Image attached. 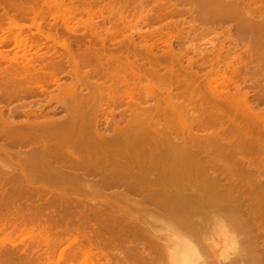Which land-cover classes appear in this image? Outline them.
Returning a JSON list of instances; mask_svg holds the SVG:
<instances>
[{"label": "rangeland", "instance_id": "rangeland-1", "mask_svg": "<svg viewBox=\"0 0 264 264\" xmlns=\"http://www.w3.org/2000/svg\"><path fill=\"white\" fill-rule=\"evenodd\" d=\"M20 1H17L20 5L22 4V7L18 6L19 10L21 8L22 13L25 12L22 14L20 10L21 15L19 16L22 17L17 18L13 11V14L9 12L12 16L11 20L5 17L6 21L4 22L5 18H0V63L3 62V56L11 57L14 61L16 58H18L17 60L21 58V65H25H18V69L20 72H26L27 70L32 72V80L29 84L17 83V85H26L33 92L41 89L44 94L39 92L35 96L36 98L25 97L26 101L24 99L22 102L1 101L0 106L7 108L6 112L3 108L0 111V114L4 111L1 114V118L4 116V120H6V116H9L7 115L8 111L12 110L11 113L15 116L16 123L23 121L25 120L23 111L29 109L36 114L43 111L42 114L47 115V117L62 119L66 116L65 106L67 105L65 104H68L72 99L70 97L74 94V91L86 95L90 90L101 98H105L107 95L120 94L124 91V88L119 87V83L124 81V74L130 72L128 71L129 66L119 65L112 60L124 61L127 57L132 60L135 54L140 59L139 63L147 61L145 69L154 71L150 73L152 76L155 74L156 77L159 73L162 74L167 71V69H164L167 67L163 68V64L166 65L170 61L175 62V64L173 63L175 75L179 73L177 75H180V77L189 76L196 71L200 75H206L212 70V74H214V68L215 73L219 72L218 69L220 68V74H224L227 69L228 71L225 74H229L231 73L229 71H232L234 67H244L243 69L236 68L239 70L237 71V73L240 72L239 74L234 72L235 69L232 71L233 75L235 73L237 76H241L234 75L237 78L236 82L239 83L243 77L246 79L245 82L242 79L239 83L240 86L243 83L244 88L240 89L242 86L239 88L240 93L243 90L246 93L248 91L247 94H251V98L247 95V101L250 100L248 102L251 103L249 106L253 104L251 107L254 110L257 109V113L264 109V88H262L264 86V36L261 37L264 34L258 35L257 33L258 36H256V33L250 34L247 32L243 35L240 30L246 25L244 24L242 27L243 23H240V19L238 22L241 24V29L236 20H219L218 16L221 13L223 14L224 10L218 8L220 6L217 3L218 0H216V5L214 0ZM5 2L7 3V1ZM1 3L2 6L3 3ZM5 7H0V16L2 17ZM5 9L8 10L7 7ZM29 9L31 12L36 10L37 13H41L37 14L35 12L37 16L32 15ZM28 10L31 13L30 16H26L30 14ZM72 11L74 15H72ZM69 14L73 18L66 17L70 16ZM63 16L70 18L67 23H70L71 30L67 28L69 26L66 24L68 19ZM36 24L38 28H41L40 30L37 29ZM12 25L15 27H12ZM18 25L23 26L22 30L18 29ZM238 29L240 30L238 31ZM261 32L263 33L264 29ZM258 37H261V41ZM28 38L32 39L31 42H33L32 44L35 43L36 48L30 45L28 47L30 49H28L27 46L23 45V41L25 39L28 41ZM251 39H254L255 44ZM257 40L261 46L257 43ZM250 41L253 46H251ZM151 43L156 46L151 53H147L150 51L142 49V46H146V44L150 46ZM63 44L69 46L65 48L62 46ZM257 44L258 48L256 47ZM31 47L32 52L30 51ZM251 47L257 50V54L256 51H251ZM247 49L250 53L247 52ZM244 51L246 52L244 53ZM259 52H262L263 59L259 58L260 55L258 57ZM28 54L30 57L34 56L37 60L35 61L33 57L34 62H32V65ZM254 54H256V57ZM99 56H102V61L97 59ZM67 59L70 61L68 62ZM237 59L241 61H237ZM243 59L245 60L243 61ZM60 60L61 63L63 60L62 64ZM74 60H78V66L73 63ZM155 61H159L162 65L158 62L155 64ZM197 61H199V65L196 64ZM33 63L35 64L33 65ZM192 63H195V65L192 66ZM17 64H19L18 61ZM230 64H232V67L235 64L233 68L231 67L232 70ZM135 67H138V65H135ZM249 69L251 72L248 73ZM155 70L160 71L157 72L158 75H156ZM244 72H246L245 76H243ZM228 76L234 77L231 74ZM156 77L155 79L150 78L149 75L154 83L148 78L150 82L158 86L155 85V89L161 90L170 87L177 92V98L183 86V84L181 86L177 82V76L174 77L175 79H170L171 82L167 76L168 80L166 78V81L163 80V82H161L162 80L159 81L161 78L158 77L157 79ZM148 79L145 83H143L144 81L140 83L141 88L146 83H149L146 84L147 88L153 86L148 82ZM155 81L160 82L164 87L162 88L160 83H155ZM177 83L181 87H176ZM200 83L205 84L203 81ZM145 87L142 90L143 95L145 92L146 97ZM184 88H186L185 85ZM155 89H153L154 92ZM183 92H180V94ZM145 97L143 96L142 100L143 102L146 100L144 104L147 105L143 104V106L154 104L149 96L147 97L150 100ZM128 102L129 99L126 95L118 103L120 106H112L109 111L115 109L116 116L120 117L118 115L119 110H126ZM242 106H244L243 110L246 111L245 105ZM103 124L104 122L100 124L101 129L106 127V124ZM254 126L257 125L254 124L251 129L256 128ZM38 136L23 141L12 138L4 142L6 145L0 140L2 148L0 150V264H222L226 261V263L232 264L231 262L238 258L249 262L252 257L257 255L254 248H258L259 252L260 248L262 249L264 246V239L262 241L261 238V241H258V244L252 247L250 246L251 248L245 245L246 248L242 244L237 247L231 246V234L228 233V228H220L221 230L216 228L214 231L208 230V233H213L211 236L209 234L210 237L208 236V243L212 247L209 250L205 248L207 251H202L199 254L196 247H194L197 245L195 235L192 233L187 236L182 235V226L179 222L163 215H158L159 218L151 214L152 206L143 210L140 209L141 206L135 207L136 205L133 202L123 201L115 202L116 204L113 203V205L109 202L107 205L108 199L105 200L106 202L103 201L106 198L105 196L109 197L116 191H122L120 187L108 188L104 191L105 196L100 193V197H98L97 194L81 190L78 185L75 187L69 185V188L65 184L58 186V183L50 182L38 175L37 178V176L35 177L37 174L36 165L43 160V145L50 147L53 142L52 139H42ZM65 170L67 173H74V169L68 166L65 167ZM94 199H96V203L93 202ZM135 199V203L142 205L140 197H135ZM102 206H104V209L110 210L104 211L102 208V211H100ZM224 233H227L230 238L227 244L225 243ZM241 238L243 239V237H236V240ZM252 248L253 250H250ZM261 252H264V250ZM215 256L220 262L215 261ZM249 257L251 258L249 259ZM251 261L253 262L252 259Z\"/></svg>", "mask_w": 264, "mask_h": 264}, {"label": "bare ground", "instance_id": "bare-ground-1", "mask_svg": "<svg viewBox=\"0 0 264 264\" xmlns=\"http://www.w3.org/2000/svg\"><path fill=\"white\" fill-rule=\"evenodd\" d=\"M5 1L9 3L7 4ZM5 1H1L3 5H0V7L6 6L8 10L5 9L6 7L4 8V15L3 17L0 16L1 19L6 17L8 20H11L12 16L9 12L12 13L13 11L14 15H17V18L22 17L19 16L21 15V8L19 10L18 7L22 4L17 3L18 0ZM215 3L216 0H214ZM217 3L220 5L218 8L220 7L224 10L223 14L221 13L222 15L218 16L219 20H236L241 29V24L238 22L240 19V23H243L242 27L244 24L246 25L243 27L244 29H238L243 35L247 34V32L250 34L256 33V36L264 34V32H261L264 29V0H218ZM24 10L26 11V9ZM35 12L36 10H32V15H36ZM31 13L26 16H30ZM73 13L72 11V15H74ZM69 15L65 16L71 18V14ZM65 16L63 17L68 19L66 24L69 25L70 23L67 22H69L70 18H66ZM37 24L40 23L38 22ZM69 26L66 27L68 30L69 28L71 30V26ZM12 27L15 26L12 25ZM18 27V29L22 30L23 26L18 25ZM261 28L262 30L260 31ZM37 29L40 30L41 28H38L37 25ZM261 37H258L260 41ZM28 39L30 41L23 39V45L27 46L26 48L30 45L36 48L35 43L32 44L33 42H31L32 39ZM251 41H254V39H251ZM236 43L238 44V41ZM253 43L255 44V41ZM253 43H251V46H253ZM257 43L260 44L258 40ZM153 44L151 43L148 46V43V45L142 46V49L150 51L147 53H151L152 49L156 47ZM62 46L66 48L69 45L66 46L65 44L64 46L63 44ZM234 50L236 49L234 48ZM251 51H256L257 54V50H254L253 47H251ZM247 52H249L248 49ZM261 53L258 54V57L259 55L261 56ZM33 57H28L29 59L31 58V65L34 62L32 60ZM135 57L132 60L129 57L124 61H120L119 59L112 60L116 61L119 65L129 66L128 71L131 73L124 74V81L119 83V87L124 88L123 92L101 98L90 90L86 95L74 91V94L70 97L72 99H70L68 104H65L67 106L62 105L63 107L65 106L66 111V116L62 119L47 117V115L42 114L43 111L40 114H36L33 110L29 109L28 111H23L25 120L16 123L15 116L11 113L12 110L8 111L7 115L9 116H6V120L3 119L4 116L1 118V114L7 110V108H3L1 105L0 111L1 108L4 111L0 114V140L4 144L5 141L12 138L23 141L33 139L37 135L42 139H52L53 142L50 147L43 145V160L39 161L36 165L37 174L35 177L37 175L41 176L45 180L58 183V186L65 184L67 187L69 185L70 187H75L78 185L81 190L97 194V196L100 193L104 194V191L108 188L120 187L122 191H116L109 197L104 194L106 198L102 200L107 201L108 199L107 205L109 202L112 205L115 202H133L136 205L135 207L141 206L140 209L143 210L152 206L153 210L151 214L156 216L163 215L166 218L179 222L182 226V235L187 236L189 233L195 235L197 245L194 247H196V251L199 254L202 251L206 252L205 248L209 250L212 247L208 243L209 234L210 236L211 234L213 235V233H208L209 229L214 231L216 228H228V233L231 234V246L237 247L242 244L252 247L258 244V241L264 239V109L259 110L260 112L258 111L259 113H257V109L254 110L251 107L253 104L249 106L251 103H248L250 100L247 101L248 91L246 93L242 90L243 92L241 91L240 93L239 88L241 86L240 89L243 88V83L241 86L239 83L242 79L245 82L246 79L243 76H245L246 72H244L243 78H241L239 83L236 82L237 78L235 76L240 73H237L239 71L237 69L240 66L236 67V69L234 67L235 64L233 65L234 68L230 64V69H235V76L232 74L233 70L229 71L231 72L229 74L234 77H229L228 73V75L225 74L228 69H225L224 74H220V68H216L219 71L216 73L214 68V74H212V70L206 75H200L196 71L192 72L189 76L180 77V75H177L179 73L175 75V62L170 61L171 65L170 62L166 64L167 66L163 64V68L167 67L164 68L165 70L167 69L166 72L159 73L158 75L157 72L160 71L155 70L156 75H158L156 77L155 74L152 76L150 73L154 71L145 69L147 61L139 63V57L136 54ZM235 57L234 59H236ZM2 58L4 59L0 63V102H22L24 99L26 101L25 97L34 98L39 92H41L40 94H44V91L41 89L33 92L26 85H17V83L29 84L32 80V72H29V70L26 72L19 71L18 65H25L23 62L24 65H21V58L19 60L16 58L15 61L11 57L3 56ZM259 58L263 59L262 56ZM33 59L35 60L36 58L34 57ZM69 59H67L68 62L71 60ZM97 59L99 61L103 60L102 56H99ZM238 59L237 61H241ZM16 60L19 64H17ZM255 60L257 59L255 58ZM28 62L30 61L28 60ZM157 62L162 65L159 61H155V64ZM198 62L196 64L199 65ZM73 63L76 66L79 65L78 60H74ZM256 63L258 64V62ZM135 65H138V67H135ZM193 65L195 63H192ZM249 71L250 69L247 72L249 73ZM149 75L150 78H161L159 80H162L161 82L167 77L171 82L177 76V82L181 86L183 84V86L181 87L177 83L176 87H181L182 89L180 90L182 91H179V95L176 98L177 92L170 87L164 89V86L162 87L160 82L163 89H161L160 85L161 90L155 89L157 85L153 84L154 81L149 78ZM161 75L164 76L162 77ZM247 76L249 77V75ZM146 79L153 85L151 88H147V83L144 86L141 84L143 88L140 87V83L143 81L145 83ZM125 81L127 82L124 84ZM156 81L155 83H158ZM201 81L205 84L202 85ZM184 85L186 88H184ZM144 87L147 96L154 102L152 105L148 103L150 106L146 107L143 106L146 100L144 99L145 102L142 100L143 96L145 97V92L143 95ZM153 89L157 92H154ZM180 92L183 93L180 94ZM126 95L129 99L127 103L128 107L126 110L123 109L124 111L119 110L120 113L118 112V115L120 117H117L116 110L111 108L112 110L109 111V109L112 106H120L118 103ZM242 105H245L246 111L243 110L244 106ZM103 122L106 124V127H102L101 129L100 124ZM254 124L257 125L254 126L256 128L251 129ZM67 166L74 169V173H67L65 170ZM135 197H140L142 205L134 202ZM95 201L96 199L93 202ZM103 207H100V211H102ZM101 214L103 215V213ZM252 230L253 232L251 233ZM224 236L226 237L225 243L227 244L230 238L227 233H224ZM236 237H243V239L236 240ZM254 249L257 254V257L255 256L256 259L255 257H249L253 262H250L251 259H248V262L245 259L238 258L231 263L264 264V252H261L264 249L260 248L259 252L261 253L258 252V248ZM250 250H253V248ZM260 254L262 255L261 257ZM218 256L220 257L221 254ZM215 261H219L217 257ZM226 262H222V264H229V262Z\"/></svg>", "mask_w": 264, "mask_h": 264}]
</instances>
